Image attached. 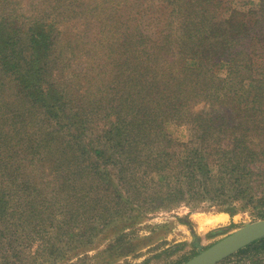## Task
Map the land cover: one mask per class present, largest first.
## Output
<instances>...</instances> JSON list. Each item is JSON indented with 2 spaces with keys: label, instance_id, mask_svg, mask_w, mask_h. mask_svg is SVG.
Returning <instances> with one entry per match:
<instances>
[{
  "label": "trees",
  "instance_id": "obj_1",
  "mask_svg": "<svg viewBox=\"0 0 264 264\" xmlns=\"http://www.w3.org/2000/svg\"><path fill=\"white\" fill-rule=\"evenodd\" d=\"M215 1L179 0L176 42L170 33L154 41L138 24L131 30L123 16L113 23L135 62L124 60L107 86L112 96L102 103L89 95V106L59 83L60 32L45 29L51 15L21 31L13 13L0 11V72L8 78L0 89L14 81L17 91L0 93V264L46 259L61 250V234L90 231L85 199L111 168L121 180L135 171L142 204L264 209V0L229 18L216 15ZM175 45L179 56L166 57ZM183 126L188 140L175 135ZM252 246L264 248V238L238 252Z\"/></svg>",
  "mask_w": 264,
  "mask_h": 264
},
{
  "label": "rangeland",
  "instance_id": "obj_2",
  "mask_svg": "<svg viewBox=\"0 0 264 264\" xmlns=\"http://www.w3.org/2000/svg\"><path fill=\"white\" fill-rule=\"evenodd\" d=\"M260 6L261 0H216L213 3L216 15L227 18L233 11L248 15ZM181 8L179 0H0V11L13 13L17 29L21 31L28 30L34 23L33 18L51 15L47 19L50 25L45 29L49 34H53V29L60 32L54 54L59 83L67 85L71 93L79 97L75 98L77 103L87 106L90 105L89 95L98 94L100 101L107 96L110 98L114 92H109L107 86H114L117 80L113 74L122 72L119 66L124 60L132 65L135 62V52L127 57L122 37L119 39L120 36L111 33V25L123 16L131 30L138 24L154 41H165L170 33L172 41L176 42L182 37L180 23L184 12ZM99 13L105 18L102 24ZM25 51V56L35 58L31 50ZM169 56L166 57L179 56L176 45ZM257 60L264 66V54ZM38 61L34 63L36 69L42 63ZM219 74L225 77L226 69ZM0 77L4 83L8 79L1 72ZM13 85L14 81L5 91L0 89L1 95L14 96L17 91ZM175 135L188 140L190 130L183 126ZM111 170V173L105 171L108 182H103L85 199L90 219L86 225H90V231L82 233L81 227H74L68 235L61 234L57 237L61 250L46 259L31 260L29 264H183L245 225L264 220V209L232 214L210 200L184 202L167 208H157L146 201L142 204V200L136 199L135 171L125 176L128 181L125 177L121 180L122 174H116L114 168ZM222 213L228 214L227 220L213 225L201 224L203 217ZM33 248L35 251L36 246ZM218 264H264V248L252 246Z\"/></svg>",
  "mask_w": 264,
  "mask_h": 264
},
{
  "label": "water",
  "instance_id": "obj_3",
  "mask_svg": "<svg viewBox=\"0 0 264 264\" xmlns=\"http://www.w3.org/2000/svg\"><path fill=\"white\" fill-rule=\"evenodd\" d=\"M262 238H264V220L245 225L207 247L183 264H218Z\"/></svg>",
  "mask_w": 264,
  "mask_h": 264
},
{
  "label": "bare ground",
  "instance_id": "obj_4",
  "mask_svg": "<svg viewBox=\"0 0 264 264\" xmlns=\"http://www.w3.org/2000/svg\"><path fill=\"white\" fill-rule=\"evenodd\" d=\"M227 219H228V214H224V213L213 215V216H206L201 219V224L203 226L213 225V224L218 223L219 221H224Z\"/></svg>",
  "mask_w": 264,
  "mask_h": 264
}]
</instances>
